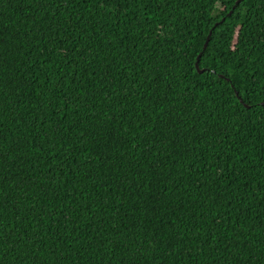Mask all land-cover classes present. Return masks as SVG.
<instances>
[{"label":"trees","instance_id":"obj_1","mask_svg":"<svg viewBox=\"0 0 264 264\" xmlns=\"http://www.w3.org/2000/svg\"><path fill=\"white\" fill-rule=\"evenodd\" d=\"M235 1L0 0V264H264V0Z\"/></svg>","mask_w":264,"mask_h":264},{"label":"water","instance_id":"obj_2","mask_svg":"<svg viewBox=\"0 0 264 264\" xmlns=\"http://www.w3.org/2000/svg\"><path fill=\"white\" fill-rule=\"evenodd\" d=\"M240 1H242V0H236V1H235L234 5H233L232 8L228 11L227 15H230V14L232 13L233 9L235 8V6H236L237 4H239ZM224 18H225V17H223L221 20H224ZM217 24H218V22H216V23L213 25V28H214ZM211 32H212V30L210 29L209 32H208V34H207V36H206V39H205V41H204V43H203L202 51H201V52L197 55V57H196L195 68L197 69L198 72H203V71H204L203 68H199V58H200V56H201V53L203 52V50L206 48V46H207V44H208V41H209V39H210ZM221 77H222V75H221ZM226 80H229V78H226ZM235 93H236V95L238 94L237 91H235ZM238 98H239L240 101H242V99H241L240 96H238Z\"/></svg>","mask_w":264,"mask_h":264}]
</instances>
